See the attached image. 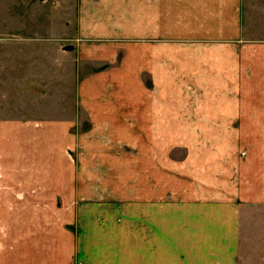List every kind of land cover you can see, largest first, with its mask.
Instances as JSON below:
<instances>
[{
  "label": "rangeland",
  "instance_id": "obj_1",
  "mask_svg": "<svg viewBox=\"0 0 264 264\" xmlns=\"http://www.w3.org/2000/svg\"><path fill=\"white\" fill-rule=\"evenodd\" d=\"M182 1L192 6L193 0ZM214 1L197 0L200 6H193V9L198 8L211 19ZM229 1L217 0L222 6L215 8L218 15L219 12L223 15V22L217 21L218 28L224 27L223 41H216L220 45H211V40L191 41L185 43L190 48L176 47L172 51L181 55L190 53L191 48L193 53H200L202 49L201 53L205 50L209 55L206 62L198 65L189 59L184 63L177 58V66L193 68L191 75L197 73L190 81L193 87L202 90L180 96L181 100L185 99V105L196 106L199 117L204 115L208 119L206 129L209 136L217 135L218 140L212 138L206 143L159 141L155 149L161 151V159L150 165L141 163L147 167L143 171L147 174L142 175L133 170L136 159L131 141L121 144L115 141L113 150H117V154L113 158L112 149L101 151L102 145L94 146L88 139L92 128L87 116L78 109L75 94L79 82L82 84L89 74L99 73L107 66L106 61L88 62L89 52L91 56L103 57L114 54L120 65L124 62V55L127 59L131 56V62L124 63L133 69L138 64L136 43L140 39L128 38L130 41L124 48L119 43L122 40L110 42L107 38H88L86 30L80 31L81 36L76 30H57L61 15L51 11V1L0 0V263L91 264L95 261L92 255L99 254L105 264H135L134 238L128 239V253L124 248L128 237H97L96 233L88 248L81 249V228L73 215L81 208H88L81 204L97 205L101 202L116 212L134 214L138 182L140 192L144 187L145 193L149 194L145 197H152V190H156L154 196L164 200L193 198L189 203L192 201L197 205L193 208L195 212L200 206L196 200L209 199L210 205V199L227 198L222 193L236 197L238 208L232 212L238 220L237 233L234 239L230 238L228 245L231 248L224 246V238L229 236L218 233L214 226L206 237H189L179 242L172 240L183 247V251L192 254L193 260L199 256L198 246L204 243H209L208 262L211 264L226 263L227 260L234 264H253L255 256L262 254L260 250H264V244L257 247L255 242L260 243L261 237L258 234L255 238L252 232L264 228V218L255 221L256 216L264 215V202L258 200L264 192V0H233V14L228 12ZM65 10L71 16L72 5H65ZM49 18L54 22H45ZM207 32L208 37L215 32L218 36L220 34L219 30L209 29ZM47 40L55 45L39 43ZM59 45L72 49L67 51L70 53L59 52ZM79 47L81 61L76 64ZM85 48L90 51L86 49L84 52ZM213 54L222 55L224 63H216ZM78 99L89 100L87 94ZM205 104L208 105L207 115L199 109L205 108ZM74 115L76 119L72 126L57 124L70 123ZM215 116L220 118L218 122H215ZM176 130L178 133L181 128L176 127ZM129 134L125 133V136L130 138ZM106 136L104 141L107 143L110 137L107 132ZM106 143L103 145L107 146ZM205 144H208L207 150ZM170 148L175 150L169 152ZM186 151L187 154L203 152L202 157L196 159L200 170L188 173L200 182L197 187L192 183L191 190L189 179L186 183L184 180L189 168L181 159ZM164 155H168L165 160H170L171 164L164 163ZM120 156L126 160L120 164L129 167L126 173L113 170L119 169L115 162L119 163L117 157ZM218 161L224 162L220 167L223 180L229 176L225 181L228 184L221 183L223 189L218 188L220 185L213 179L219 177ZM153 164L163 169L170 167L175 172H148ZM143 176H147L148 181L142 180ZM189 192L192 196H188ZM254 197L257 201L251 202ZM223 208L226 214L228 208ZM115 223L126 229L119 230V234L128 232L134 237L133 222L118 219ZM230 231L225 229V232ZM90 248V253L82 255ZM115 250L119 253L113 254ZM161 261L168 262V254L161 252Z\"/></svg>",
  "mask_w": 264,
  "mask_h": 264
},
{
  "label": "crops",
  "instance_id": "obj_2",
  "mask_svg": "<svg viewBox=\"0 0 264 264\" xmlns=\"http://www.w3.org/2000/svg\"><path fill=\"white\" fill-rule=\"evenodd\" d=\"M49 1H51L49 4L50 9H52L51 11L61 15L57 20V24H60L59 28L56 27L57 30H76L79 36H81V30H86L88 38H107L110 42L113 39L122 40L119 43H122L124 48L128 46L130 41L128 38L140 39L136 43L138 50V60L136 61L138 64L133 69L127 68V65L124 63L127 61L131 62V56L127 59V56L125 57L124 55L122 58L124 62L120 65L117 63L114 54L105 56L107 59L103 56H91L90 52L88 53V62H107V66L103 68L105 70L89 74L82 84L79 82L78 87H75L76 103L78 109L82 110L84 115L87 116L88 123L91 125L92 130L88 135V139L93 141L94 146L102 145L101 151L106 148L113 150V145L116 144L115 141H120L119 144L123 141H131V148L134 151L136 159L133 170L135 173L144 175L147 174V172H143L147 170V167L141 163L146 162L150 165V163H155L154 161L161 159L159 155L161 151L155 149L159 141L164 142L171 139L174 142H184V140H187L206 143L212 138L216 139V141L218 140L217 135L213 136L212 134V137L209 136L210 134L206 129L209 123L208 119L204 115H200L199 117L196 106H193L191 103L185 105V99L184 101L181 100L180 96L185 93H199L202 90L196 89L195 86L193 87L194 84L190 81V78L197 76V73L191 75L190 70H193V68L189 67L188 69L186 66L181 68L179 64L177 66V62H179L177 58L183 60L184 63L189 59V61L195 62L198 65L199 63L206 62L209 55L205 53V50L204 53H201L202 49L200 53H193L194 50L191 48L190 53L183 52L181 55H175L172 51L176 47L182 49L190 48L185 43L191 41L211 40L213 43L211 45H215V47L220 45V42L216 41H223L224 27L222 25L218 28L217 21L223 22V15L221 12L218 15V11L215 8L220 5L222 6V4L217 3V0L211 4V13L213 15L211 19H208L198 8L196 10H194L195 8L193 9V6H200L197 0H193L192 6L182 0ZM49 1L43 0L44 3H48ZM65 5H72L71 16H68V10H65ZM61 7L63 8L62 10ZM227 7L228 12L233 14V0L229 1ZM45 22L51 24L54 22V19L49 18ZM209 29L213 31L219 30V36L215 32L211 37H208L207 30ZM189 37L190 40L187 39ZM162 40L164 42H160ZM174 41L185 42L175 43ZM39 43L42 45H55V43H50L48 40L46 42L39 41ZM71 45L75 48V45L72 43ZM62 47L63 45H59V52L70 53L64 51ZM86 49L90 51L89 48H85L83 51L86 52ZM79 54L80 47L77 51L76 64L77 61H81ZM223 58L222 55L218 54H213L212 57L216 63L222 62V64L225 61ZM217 79H219L218 76ZM147 81L149 85H147ZM85 94L89 98L88 102L78 99V97L85 96ZM173 95L174 97L172 98ZM174 100L175 103L173 102ZM176 106L178 108L174 111L173 109ZM202 107L199 108L200 111L202 109L205 115H207L206 107L208 105L205 104V108ZM217 114L215 113V115ZM216 117H214L215 122H218L220 118L216 119ZM71 119V122L68 124L61 122H57V124H63L65 127L72 126L74 119H76L75 115ZM176 127H180L181 131L177 133ZM105 131L110 136L107 143L104 141V138L107 137ZM125 133H130L131 137L125 136ZM215 134H217V130ZM103 143H106L107 146L103 145ZM207 148L208 144H205L204 149L207 150ZM173 150L175 149L170 148L168 151ZM187 151L181 159L183 164H187L189 168L187 174H192L196 169L200 170V165L196 162V159H200L203 152H190L187 154ZM103 153L109 154V152ZM110 154L115 158L117 150L110 151ZM167 156L164 155L163 157L164 163L168 162L171 164L170 160H165ZM117 159H119V163L115 162V164H117L119 169L113 170L117 173L120 171L126 173L129 167L120 164L121 161L126 162V160H123L122 156L117 157ZM221 164H224V162H217L219 177L213 179H215L217 185H220L219 187L216 186L223 189L221 183L223 184L224 181V184H228L225 181L229 176L226 180H223V172L222 168H220ZM156 165L153 164L148 172L154 173L156 170L167 174L175 172L170 167L163 169L159 165ZM189 174L184 175V180H187L185 181L186 183L189 179V189L191 190L192 183L197 187L200 182L196 181ZM142 180L148 181L147 176H143ZM136 188L134 214L116 212L114 209H109V205L106 206L103 202L97 205L81 204V206H88V208H81L79 213L73 215V219L76 222L79 221V229L81 228V249L86 250L88 248V243H91L90 240L94 238L95 233L98 234L97 237L115 238L124 236L128 237L124 244V248H127L126 253H128V239L134 238L135 264H211L208 262V254L211 253L209 252V243L198 246L200 251L199 256L194 257L193 260L192 254L183 251V247L172 241L177 239L179 242L189 237L191 239L206 237L208 231L211 230V226L217 227L218 233H226L229 236L227 239L224 238V246L230 247L228 243L230 238H235L234 235L237 233L238 222L236 214L232 212V210L238 208L236 197L233 194L215 190L214 192L218 191L220 194L222 193V196H226L227 198L220 196L216 199H210V205L208 204L209 199L196 200L195 202L200 206L197 208L198 211L195 212L193 208L197 205L193 204L192 201L189 203V200H193V198H187L188 201L183 199L164 200L154 196L156 190H152V197H145V195L149 194L145 193L144 187L141 188L140 192L139 182ZM262 188L264 190V184ZM202 190L206 191V188L202 187ZM261 193L263 197H259L258 200L264 202V192L262 191ZM188 196H192L190 192ZM256 201L255 197L251 199V202ZM224 206L228 208L226 214L224 213ZM78 216L80 217L77 220ZM256 217L255 221L264 218V215ZM118 219L134 223V237L132 234H128V232L124 234L118 233L119 230L126 231L124 226L115 223ZM192 226L194 227L191 228ZM189 228L191 229L189 230ZM225 229L228 231L232 229V231L225 232ZM252 234L255 235V238H257L258 234L261 237L259 239L260 243L255 241L257 247L260 244H264V241L261 240L264 238V228L262 230L259 228L256 232H252ZM149 239H151L150 245H147L146 243ZM82 242H84L83 245ZM221 242L223 244V240ZM150 248L151 252H148ZM91 251L92 249L90 248L89 251L83 252L82 255ZM115 251L113 254L119 253L118 250ZM203 251L204 254L202 255ZM161 252L165 255L168 254V262L161 261ZM260 252L262 254L255 256L253 264H264V250H260ZM146 254L149 255L146 256ZM92 257L95 261L91 264H105L103 257L99 254H93ZM220 263L234 264L232 260H227L226 263L221 261ZM0 264L16 263L8 262ZM24 264L32 263L25 262Z\"/></svg>",
  "mask_w": 264,
  "mask_h": 264
},
{
  "label": "water",
  "instance_id": "obj_3",
  "mask_svg": "<svg viewBox=\"0 0 264 264\" xmlns=\"http://www.w3.org/2000/svg\"><path fill=\"white\" fill-rule=\"evenodd\" d=\"M71 49H72V48L69 47V46L63 48L64 51H70Z\"/></svg>",
  "mask_w": 264,
  "mask_h": 264
}]
</instances>
